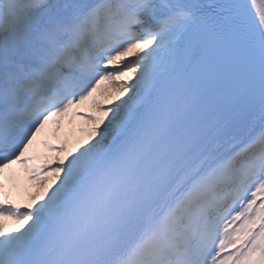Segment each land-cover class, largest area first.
<instances>
[{
	"label": "snow or ice",
	"instance_id": "snow-or-ice-1",
	"mask_svg": "<svg viewBox=\"0 0 264 264\" xmlns=\"http://www.w3.org/2000/svg\"><path fill=\"white\" fill-rule=\"evenodd\" d=\"M0 264H264V0H0Z\"/></svg>",
	"mask_w": 264,
	"mask_h": 264
},
{
	"label": "bare ground",
	"instance_id": "bare-ground-1",
	"mask_svg": "<svg viewBox=\"0 0 264 264\" xmlns=\"http://www.w3.org/2000/svg\"><path fill=\"white\" fill-rule=\"evenodd\" d=\"M105 91V89H102L101 90V94H102V96H103V92ZM93 104V103H92ZM92 104H89V106H91Z\"/></svg>",
	"mask_w": 264,
	"mask_h": 264
},
{
	"label": "rangeland",
	"instance_id": "rangeland-1",
	"mask_svg": "<svg viewBox=\"0 0 264 264\" xmlns=\"http://www.w3.org/2000/svg\"><path fill=\"white\" fill-rule=\"evenodd\" d=\"M74 139H75V137H72V138H71V140H74Z\"/></svg>",
	"mask_w": 264,
	"mask_h": 264
}]
</instances>
